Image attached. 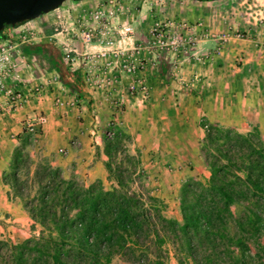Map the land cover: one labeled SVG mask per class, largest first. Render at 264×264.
<instances>
[{
	"label": "trees",
	"instance_id": "1",
	"mask_svg": "<svg viewBox=\"0 0 264 264\" xmlns=\"http://www.w3.org/2000/svg\"><path fill=\"white\" fill-rule=\"evenodd\" d=\"M50 58L68 84L63 56ZM201 126L208 176L181 183L179 219L167 217L163 200L143 187L139 153L129 152L132 139L122 128L111 126L102 137L109 189L101 181L67 179L47 159H34L25 130L1 183L8 198L21 202L32 229H39L13 244L0 240V264H113L115 257L128 264H167L170 253L177 264H264L260 132L205 121Z\"/></svg>",
	"mask_w": 264,
	"mask_h": 264
},
{
	"label": "crops",
	"instance_id": "2",
	"mask_svg": "<svg viewBox=\"0 0 264 264\" xmlns=\"http://www.w3.org/2000/svg\"><path fill=\"white\" fill-rule=\"evenodd\" d=\"M98 1L83 0L65 3L53 13L4 31L0 38V40L7 37L16 38L20 30L30 29L33 26H36L34 28L39 33L35 42L22 44L18 49L15 57L17 69L12 75L16 81L13 82L11 78L6 80L8 84L16 85L15 87L24 95H28V99L14 111L8 110L5 97L0 99V143H2L0 147V190L3 187L1 174L8 166V156L11 152L8 137L20 136L25 131L26 123L35 120L40 115L46 118V123L41 128V134L43 139H46V145L51 142L54 143L55 140L68 153L67 161L74 169L68 177L72 176L77 181L86 184L95 181H101L104 184L107 181V173L104 167L106 157L102 152V140L99 139V135L95 136L93 131L97 128L98 121L90 118L88 113L93 114L91 107L94 105L98 108L95 100H99L104 103L101 113L113 114L111 112L112 107H107L105 104L106 99L109 98L107 95L110 93L113 100L121 98L123 121L120 126L128 133L129 130L135 129L134 123L137 126L140 124L141 127L139 128L145 126L146 129L151 124L150 128L154 129V136H159L161 141L165 134L169 135L165 130H173V126L168 125L169 119H177L178 112L183 109L190 111L189 103L191 102H194V106H191L194 117L202 116L209 124L234 126L218 115L219 111L221 115L223 109V101L220 102V100L222 98L227 100L225 106L230 100L231 105L226 106L225 111L234 112L233 99L238 95H244V90H246V81L243 75H240L237 81L234 80V77L231 79L221 77L218 73L220 63L214 61L215 66L211 68V72L205 70L200 74L192 70L187 76L188 73H183L184 67L193 65L192 60L182 61L178 58L174 61L163 53H154L148 48L147 35H143L142 32L145 20H148L151 14L152 18L162 19V21L172 23L174 19H179L181 22L193 19V17L194 19L201 17L204 8L221 0H146L144 4L138 7L136 20L132 21V24L130 23L134 28L136 27L133 37L123 42L119 40L111 49L110 54L107 53L104 58H101L106 65L99 71L104 69L105 75L111 72L110 76H112L108 78V85L111 84L112 87L110 89L106 87L105 91L93 90L83 85V73L86 68L90 67L89 62H91L85 60V57L92 54L97 55L103 48L98 44L84 46L78 39L69 36L72 29L70 31L66 29L68 30L66 37H62L55 28L57 24L62 22L66 24L65 26H69V20L66 17L70 15L74 19L79 14V9L91 8ZM71 10H75L76 13L71 12ZM149 10L152 11L149 13ZM62 18L64 21H60ZM49 40L53 42L58 40L59 43L66 45L67 49L72 50L70 55L73 61L69 64V71H64L67 75L68 84H64L60 80L50 58L51 56L56 58L63 48L61 45L59 47V45L49 42ZM198 46L200 47V45ZM198 46L195 49L199 50ZM34 61L39 62L35 63ZM43 61H46V68L42 63ZM123 65L135 67L134 73L126 74L123 71ZM134 81L145 85V99L137 94L130 95L128 92L129 85ZM40 82H44L48 89H45V92L41 93L39 97L30 94L32 87ZM101 97L102 100H100ZM56 99L59 102H56ZM86 100L90 103V107L86 106L84 109L83 106L78 105V103ZM205 103L208 104L206 109L203 107ZM183 115L184 124L191 126L187 113ZM77 119H83V123L80 124ZM203 136L204 133L202 138ZM5 141H7L6 144ZM48 150L50 152L51 149L48 147ZM149 150V148L146 149V155L150 153ZM49 152H44V157ZM155 153L157 154V152ZM144 154L145 150L139 151L141 166L143 165ZM2 201L0 193V202ZM6 208L8 209H2L0 206V210H3L5 214L11 213L8 205ZM11 214L13 215V213ZM14 216V221H16L18 220L17 217H21V213L17 211V215Z\"/></svg>",
	"mask_w": 264,
	"mask_h": 264
},
{
	"label": "rangeland",
	"instance_id": "3",
	"mask_svg": "<svg viewBox=\"0 0 264 264\" xmlns=\"http://www.w3.org/2000/svg\"><path fill=\"white\" fill-rule=\"evenodd\" d=\"M127 5L128 11L126 10L123 15H121L119 22L132 24V21H135L137 17L136 11L141 5ZM71 11L76 13L75 10ZM150 11L152 10L148 12L150 13ZM151 16L152 14L149 15L148 20H145L143 25L144 29H142L143 35H147L148 37L150 27L157 22L163 25V27H166L165 29L168 31L169 36L178 35L183 39L187 37L193 38L192 43L182 45L178 50H174L170 53H163L174 61L178 58L182 61L188 59L192 60L193 65L184 67L183 73H188L186 74L187 76L190 75L192 70L200 74L205 70L211 72V68L215 66V62L217 63L218 61L220 63L218 73L221 77L228 79L234 77V80L237 81V78L243 75L246 81V90H244V95H238L233 99L234 112L225 111L226 106L229 107L231 103L230 100H228L229 103L227 102L225 106L227 100L222 98L220 102L223 101V109L221 110V115L220 111L218 115L222 116L224 121L226 120L228 123L234 124L233 127L226 125L223 127L233 128L240 133H247L250 132L252 128H257L260 132L262 142L264 143V0H221L204 8L201 17L196 19L193 17V19L181 22L179 19H174L171 23L169 21H162V19L152 18ZM66 18L70 21H68L69 26H65L66 24L62 22L55 27L57 31H62V37H66L68 30L65 31V29H69V31L72 29L69 34V36H71L72 31H76L77 28L76 17L73 19V16L69 15ZM60 21H64V19L62 18ZM182 25H185V27H182ZM34 27L36 26L30 29L33 34H30L29 37L24 40L20 38L19 34H17L16 38L7 37L2 39L8 40L9 44L14 47L12 59L15 62L19 47L25 43L35 42L36 39H38L39 33ZM134 29H136V27ZM49 42L52 43L53 41L49 40ZM53 43L59 45V47L61 45L63 50L60 54L64 57L67 50L64 48L63 44L59 43L58 40H54ZM198 45H200L201 48ZM197 46L199 50L195 49ZM154 53L159 54L162 52L156 50ZM88 59L89 58H86L85 60ZM93 59L88 60L91 61L89 62L90 67L88 69L86 68V71L83 73V85L98 91L99 89L105 91L106 87L110 89L112 85H108V78L112 77L110 76L111 72L105 75L103 73L104 69L99 71V69H102L106 64L101 58ZM42 63L46 68V61ZM64 64L70 67L65 61ZM244 67H251L245 75ZM213 72L216 74L214 69ZM49 79L51 80V78ZM7 85L11 86L8 83ZM34 87H38L41 93H44L45 89H48V86L44 82L37 83ZM107 96L109 98L106 99L107 101L105 104H107V107H112L111 112H113V114H102L101 110L104 107V103H101L102 101L99 100H95L98 104V108L94 105L91 107L93 109V114L88 113L90 118L98 121L96 124L97 128L93 129V131L95 132V136L99 135V139L101 140L109 127L121 128L120 123L123 121V115L121 114L123 108H119L112 104L113 99L110 97L111 93ZM100 100H102V97ZM89 104L88 100L78 103V105L83 106L84 109H86V106L90 107ZM189 104L190 111L183 109L178 112L177 119H169L168 125L173 126V130H165L169 135L165 134V137L161 138V141L159 136H154V129L150 128L151 124L146 129L145 126L139 128L141 127L140 124L137 126V124L134 123L135 129L129 130V133L128 131L126 132L132 139L128 147L131 154L135 155L139 153L140 150H145L143 165L141 166V169L144 171V179L142 180L143 187L147 189L151 195H157L163 200L166 205L165 215L174 219L180 218L178 211V191L181 183L188 178L203 179L208 176L200 154L202 134L204 133L201 124L203 121H207L204 120L202 116L194 117L191 111V106H194V102ZM203 107L206 109L208 104L205 103ZM186 113L191 121V126L184 124L183 114ZM40 116L44 117L43 115ZM77 120L80 121V124L83 123V119ZM41 128L42 127H39L35 132L31 133L30 154L34 159H47L52 166L61 169L62 175L65 178H71L72 176L68 177V175H71L74 169L67 161L68 153L65 148H62L63 146L57 144L55 140L53 141L54 143L51 142L46 145V139L42 137ZM18 138L19 136H14V138L8 137L11 148L10 155L13 149L19 144ZM6 142L7 141H5V144ZM1 145L2 143H0V147ZM48 147L51 149L50 152ZM148 148L150 149V153L146 155V149ZM44 152H49V154L44 157ZM155 152H157V154ZM10 155L8 157H10ZM82 184L89 185L84 182ZM103 185L106 189H109L111 186L107 181H105ZM2 186L0 193L3 201L0 202V206H2V209H8L6 208L8 205L13 215H17V211H19L21 217H17L18 220L14 221L15 216L13 217L11 213L5 214L3 210H0V240L13 244L36 235L39 228L35 227V229H32V222L27 213L23 210L21 202L17 199L8 198L6 194L7 188L3 184ZM112 263L128 264L119 257L113 258ZM167 264H177L172 253L168 256Z\"/></svg>",
	"mask_w": 264,
	"mask_h": 264
},
{
	"label": "built area",
	"instance_id": "4",
	"mask_svg": "<svg viewBox=\"0 0 264 264\" xmlns=\"http://www.w3.org/2000/svg\"><path fill=\"white\" fill-rule=\"evenodd\" d=\"M145 2L146 0H99L91 8L80 9L76 17L77 28L76 31H72L71 36L78 39L84 46L98 44L103 48L97 55H87L85 59L89 58L88 60H92L93 58H104L107 53L110 54L111 49L119 40L123 42L133 37L134 27L129 23H120L119 18L126 10L128 11L127 4L142 5ZM182 27H185V25H182ZM165 28L166 27H163V25L157 22L150 27L147 38V45L150 50L170 53L174 50H178L182 45L192 43V37L183 39L178 35L169 36ZM30 29L20 30L18 33L20 38L24 40L29 37L30 34H33ZM57 33L61 35L62 31H57ZM63 46L67 50L63 60L69 65L73 61L70 55L72 50L67 49L68 47L66 45ZM13 50L14 47L9 44L8 40H0V99L5 97V104L9 111L16 110L28 99V95H24L23 92L15 87L16 85L9 86L6 83V80L9 78H11L13 82L16 81V78H12L17 68L16 62L12 59ZM122 67L126 74H133L135 71V67L132 65H123ZM128 92L130 95H140L143 99L146 97L145 85L136 81L129 85ZM30 94L39 97L41 91L38 87H34L30 90ZM56 102H59L58 99H56ZM112 104L119 108L122 107L121 98L113 100ZM45 123L46 118L39 116L35 120L27 123L25 130L29 133H33Z\"/></svg>",
	"mask_w": 264,
	"mask_h": 264
},
{
	"label": "water",
	"instance_id": "5",
	"mask_svg": "<svg viewBox=\"0 0 264 264\" xmlns=\"http://www.w3.org/2000/svg\"><path fill=\"white\" fill-rule=\"evenodd\" d=\"M83 0H0V35L18 24L55 12L66 2Z\"/></svg>",
	"mask_w": 264,
	"mask_h": 264
}]
</instances>
